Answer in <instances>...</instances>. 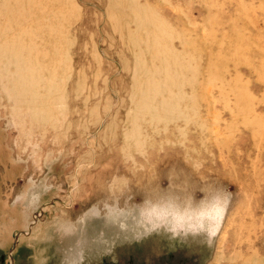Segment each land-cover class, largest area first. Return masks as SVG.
Returning a JSON list of instances; mask_svg holds the SVG:
<instances>
[{
	"label": "rangeland",
	"instance_id": "rangeland-1",
	"mask_svg": "<svg viewBox=\"0 0 264 264\" xmlns=\"http://www.w3.org/2000/svg\"><path fill=\"white\" fill-rule=\"evenodd\" d=\"M37 169L45 223L170 169L233 194L211 245L118 239L86 264H264V0H0V264H34L12 198Z\"/></svg>",
	"mask_w": 264,
	"mask_h": 264
},
{
	"label": "clouds",
	"instance_id": "clouds-1",
	"mask_svg": "<svg viewBox=\"0 0 264 264\" xmlns=\"http://www.w3.org/2000/svg\"><path fill=\"white\" fill-rule=\"evenodd\" d=\"M56 186L40 169L13 189L12 203L23 214L26 242L33 249L34 264H48L47 245L67 241L60 248L61 264H86L92 249L110 251L117 240L140 241L152 235L170 240L203 239L211 245L228 216L233 194L211 181L196 191L182 171L170 169L161 182L139 199L126 178L110 183L104 195L73 217L65 208L48 222L34 215L43 198ZM198 193V195H197Z\"/></svg>",
	"mask_w": 264,
	"mask_h": 264
},
{
	"label": "bare ground",
	"instance_id": "bare-ground-1",
	"mask_svg": "<svg viewBox=\"0 0 264 264\" xmlns=\"http://www.w3.org/2000/svg\"><path fill=\"white\" fill-rule=\"evenodd\" d=\"M246 251H248V250H246ZM247 262V261H246Z\"/></svg>",
	"mask_w": 264,
	"mask_h": 264
}]
</instances>
